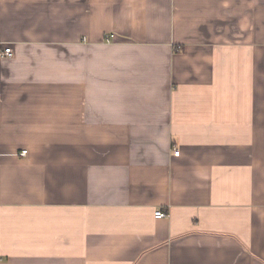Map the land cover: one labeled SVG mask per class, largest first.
I'll use <instances>...</instances> for the list:
<instances>
[{"label": "crops", "instance_id": "crops-1", "mask_svg": "<svg viewBox=\"0 0 264 264\" xmlns=\"http://www.w3.org/2000/svg\"><path fill=\"white\" fill-rule=\"evenodd\" d=\"M7 46L0 264H264V0H0Z\"/></svg>", "mask_w": 264, "mask_h": 264}, {"label": "built area", "instance_id": "built-area-1", "mask_svg": "<svg viewBox=\"0 0 264 264\" xmlns=\"http://www.w3.org/2000/svg\"><path fill=\"white\" fill-rule=\"evenodd\" d=\"M14 56V49L11 46L5 47L1 52H0V57L2 58H9ZM27 153L26 150L22 151V155L24 156ZM174 154L178 156L180 154L179 150H175ZM168 216V213L163 210H158L155 212V217L156 218H165Z\"/></svg>", "mask_w": 264, "mask_h": 264}]
</instances>
